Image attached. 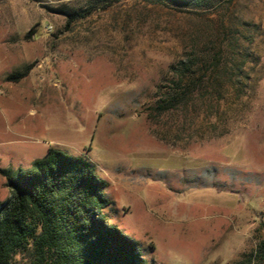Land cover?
I'll list each match as a JSON object with an SVG mask.
<instances>
[{"label":"rangeland","instance_id":"obj_1","mask_svg":"<svg viewBox=\"0 0 264 264\" xmlns=\"http://www.w3.org/2000/svg\"><path fill=\"white\" fill-rule=\"evenodd\" d=\"M172 95L177 107L160 110ZM50 149L96 166L109 223L149 264L253 253L264 233V0H0V170L17 175ZM7 182L0 173V202Z\"/></svg>","mask_w":264,"mask_h":264},{"label":"trees","instance_id":"obj_2","mask_svg":"<svg viewBox=\"0 0 264 264\" xmlns=\"http://www.w3.org/2000/svg\"><path fill=\"white\" fill-rule=\"evenodd\" d=\"M186 64L190 94L195 64ZM28 74L29 69L20 72L18 79ZM13 76L7 80L13 81ZM179 100L172 95L159 109H174ZM0 173L11 192L0 202V264H17L16 256L25 252L30 264H149L138 242L109 223L108 184L86 157L50 149L31 169L20 168L17 175L10 170ZM235 264H264V233L255 251Z\"/></svg>","mask_w":264,"mask_h":264},{"label":"crops","instance_id":"obj_3","mask_svg":"<svg viewBox=\"0 0 264 264\" xmlns=\"http://www.w3.org/2000/svg\"><path fill=\"white\" fill-rule=\"evenodd\" d=\"M20 82V81H19Z\"/></svg>","mask_w":264,"mask_h":264}]
</instances>
